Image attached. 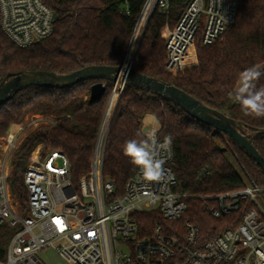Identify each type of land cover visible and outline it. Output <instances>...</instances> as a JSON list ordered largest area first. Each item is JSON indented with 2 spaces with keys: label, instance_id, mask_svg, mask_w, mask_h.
Masks as SVG:
<instances>
[{
  "label": "trees",
  "instance_id": "trees-1",
  "mask_svg": "<svg viewBox=\"0 0 264 264\" xmlns=\"http://www.w3.org/2000/svg\"><path fill=\"white\" fill-rule=\"evenodd\" d=\"M146 0H45L55 12L53 32L29 46L11 40L0 25V83L10 73L23 70H50L69 73L85 65H119L124 62L134 30ZM183 5L173 3L168 23L173 25ZM167 16L156 8L139 41L133 67L157 79L172 83L205 104L245 124L250 135L264 127V117L246 116L235 100L239 75L252 66L264 72V0H240L235 23L211 45L196 43L194 63L176 73L165 69ZM98 79L82 80L71 87L32 85L17 92L0 106V142L13 124L30 113L49 115L53 123L27 134L15 151L10 188L18 200V210L28 215L25 166L31 152L41 144L44 150H62L70 160L75 183L92 168L97 138L105 116L113 83H106L103 96L90 101L91 86ZM264 87V75L255 82ZM152 114L160 128L171 137L177 183L174 190L188 192L185 214L169 220L159 210L135 213L140 234L151 233L158 224L164 232L182 229L183 220L197 221L201 240L216 237L241 221V211L215 218L209 215L200 196L245 185L264 184V170L227 133L205 124L172 101L151 91L126 85L115 103L106 133L103 171L122 192L137 169L123 153L124 142L146 139L144 118ZM253 143L264 157V133ZM14 228L0 224V262L6 259Z\"/></svg>",
  "mask_w": 264,
  "mask_h": 264
},
{
  "label": "built area",
  "instance_id": "built-area-1",
  "mask_svg": "<svg viewBox=\"0 0 264 264\" xmlns=\"http://www.w3.org/2000/svg\"><path fill=\"white\" fill-rule=\"evenodd\" d=\"M183 7L173 25L168 23L173 3ZM240 0H146L139 16L124 63L133 66L146 23L156 8L165 12V69L176 73L201 41L211 45L235 23ZM56 17L45 0H0V25L20 46H29L49 36ZM125 84H113L108 107L100 126L91 170L77 183L71 163L59 149L43 150L41 144L25 161L28 215H22L10 188V156L29 132L42 126L49 115L32 113L10 128L0 142V224L14 228L1 264H45L39 252L53 248L68 264H264V184L246 181L242 187L202 195L206 212L215 218L241 211V221L222 230L213 239L201 240L197 221L183 220L182 229L164 232L161 224L141 235L135 213L159 210L169 220H179L194 195L174 190V150L159 149L163 174L147 181L140 169L128 179L122 192L104 175L106 133L115 103ZM48 123H53L49 116ZM45 123V124H48ZM157 143L166 136L158 121L148 125ZM4 159L7 163H4Z\"/></svg>",
  "mask_w": 264,
  "mask_h": 264
},
{
  "label": "water",
  "instance_id": "water-1",
  "mask_svg": "<svg viewBox=\"0 0 264 264\" xmlns=\"http://www.w3.org/2000/svg\"><path fill=\"white\" fill-rule=\"evenodd\" d=\"M86 79L99 80L91 86L90 101H96L103 96L107 89L106 83L108 81L113 84L120 82L121 84L136 86L172 101L199 121L213 126L218 131L227 133L264 170V157L253 143L256 134L264 133V127L250 135L245 131L243 122L230 117L225 112L208 106L172 83L138 71L129 63L125 64L123 62L119 65L90 64L69 73H58L42 69L10 73L0 83V106L5 104L20 90L32 85L67 88ZM21 165H25V160H21Z\"/></svg>",
  "mask_w": 264,
  "mask_h": 264
},
{
  "label": "clouds",
  "instance_id": "clouds-1",
  "mask_svg": "<svg viewBox=\"0 0 264 264\" xmlns=\"http://www.w3.org/2000/svg\"><path fill=\"white\" fill-rule=\"evenodd\" d=\"M264 75L257 66L245 69L239 75V87L235 100L240 104L246 116L264 117V87L257 88L256 81ZM142 140L130 139L124 142L123 153L130 162L140 169L147 181H157L163 174V161L159 157V149L171 145V137L166 136L163 143L158 144L154 132L146 134Z\"/></svg>",
  "mask_w": 264,
  "mask_h": 264
},
{
  "label": "rangeland",
  "instance_id": "rangeland-1",
  "mask_svg": "<svg viewBox=\"0 0 264 264\" xmlns=\"http://www.w3.org/2000/svg\"><path fill=\"white\" fill-rule=\"evenodd\" d=\"M137 39H138V37L136 38V43H134L133 44V46H132V50H137V47H138V45L136 46V44H137ZM129 50L130 49H128V52H127V54H126V57H127V55H128V53H129ZM135 56V55H134ZM125 57V58H126ZM188 57H190V61H191V59L192 58H195V63L197 62V47L195 46V48L191 51V53L189 54V56ZM192 57V58H191ZM192 64H194V63H188L187 64V66H190V65H192ZM186 66V67H187ZM32 113H30L28 116H30ZM27 116V117H28ZM49 117V116H48ZM48 117H47V119H46V121L47 122H44V123H42L44 126L45 125H48V124H50V123H48ZM155 121V117H154V115H152V114H147L146 116H145V118H144V128L146 127V126H148V125H150V124H152L153 122ZM45 123H48V124H45ZM12 128H14V125H12L11 126ZM33 129H27L26 130V133L27 132H29V131H32ZM44 150V149H43ZM2 157V149L0 148V158ZM15 157H16V155H15V152L12 154V156H10V158H9V160H10V175L13 173V169H14V164H13V161H14V159H15ZM4 163L6 164L7 163V160L6 159H4ZM9 175V176H10ZM14 201H15V204H16V206L18 207V200H17V198L14 196ZM39 257L43 260V262L45 263V264H68L58 253H57V251L56 250H54L53 248H45V249H43V250H41L40 252H39ZM0 264H1V262H0Z\"/></svg>",
  "mask_w": 264,
  "mask_h": 264
},
{
  "label": "crops",
  "instance_id": "crops-1",
  "mask_svg": "<svg viewBox=\"0 0 264 264\" xmlns=\"http://www.w3.org/2000/svg\"><path fill=\"white\" fill-rule=\"evenodd\" d=\"M148 126H146L144 129L146 130Z\"/></svg>",
  "mask_w": 264,
  "mask_h": 264
}]
</instances>
